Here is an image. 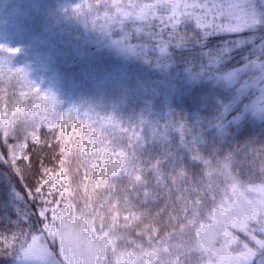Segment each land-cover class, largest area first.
I'll list each match as a JSON object with an SVG mask.
<instances>
[{
  "label": "trees",
  "instance_id": "obj_1",
  "mask_svg": "<svg viewBox=\"0 0 264 264\" xmlns=\"http://www.w3.org/2000/svg\"><path fill=\"white\" fill-rule=\"evenodd\" d=\"M156 1L0 0V264L15 263L24 236L28 244L52 221L51 208L59 219H82L107 233L111 262L155 252L150 264H200L201 225L235 185L264 182L259 120L244 122L236 142L219 152L194 141L196 116L207 122L221 107L209 99L201 108L214 83L199 80L209 62L201 53H214L226 36L205 39L194 21L173 29L125 17ZM111 38L138 51L115 55L103 46ZM242 62L233 59L218 72ZM161 79L167 87L153 96L149 88ZM214 91L228 101L220 85ZM228 152L232 160L222 171Z\"/></svg>",
  "mask_w": 264,
  "mask_h": 264
},
{
  "label": "rangeland",
  "instance_id": "obj_2",
  "mask_svg": "<svg viewBox=\"0 0 264 264\" xmlns=\"http://www.w3.org/2000/svg\"><path fill=\"white\" fill-rule=\"evenodd\" d=\"M191 4H199L201 7H185V5ZM174 5H178V7H174ZM257 6L258 10L264 11V8H261L259 5V0H257ZM246 7L247 0H158L155 3L147 4L139 9L127 12L125 17L142 21H161L166 27L170 26L173 29L184 21H194L197 25L196 17H201L202 23L212 22L220 25H236L242 21L243 12ZM176 21H180V23L177 24ZM199 28L204 33L213 31L209 27ZM261 33H264V25H258L255 31L245 29L242 32L217 34L208 37L226 36V39L223 41L225 42L237 40L241 37H258ZM114 41L119 45L125 46L128 52L119 48L114 44ZM255 43L258 46L261 41L257 38ZM103 46L109 52L124 57H130L138 51L135 45L128 43L123 38H111ZM162 48H164L162 54H167V46H163ZM251 48L252 45H248L247 48L234 52L233 59L240 61L241 56L245 52H251ZM258 57H260V53L249 55L248 58L249 60H255ZM242 66L243 62L235 68ZM211 70L218 71L215 67ZM202 71L205 72L208 69H203ZM258 76L259 73L257 71L250 70L241 79L245 80L249 77L255 78ZM261 88H264V82L255 83L249 96L243 102L247 103L252 97L259 96ZM229 98L230 96L228 94ZM235 114V112L231 113L229 119ZM17 149L19 150V148ZM252 201L256 202L255 206H258L260 202L264 201V182L242 186L235 185L232 188L230 197L215 211L212 221L208 224H203V227H200L197 232L200 233V235H197L198 244L204 259L200 264H209V262L210 264H250L244 256L246 250L243 245L247 244L249 248L256 249L255 241L246 232L241 231L239 227L233 228L231 223H238L234 218L246 211L248 203ZM217 213H219V216ZM47 225L55 229L54 234L48 233L47 228H44L42 232L36 235L39 239L36 240L34 245L32 240L28 243L29 245H33V253L37 251L46 253L43 264H61V262L62 264H69V260H66L65 256L70 258L71 264H100L101 259L109 261L108 248L113 243H104L105 234L93 231L84 220L78 218H58L55 222L51 221ZM249 226L251 227V225ZM61 229L64 232L63 246L60 238ZM224 229L231 234L226 246L224 245L223 239ZM53 235H55V239H53ZM232 237L235 238V241L232 240ZM107 239L112 241L108 235ZM256 239L264 240V234L256 233ZM222 247H226L227 252L231 255L225 256L223 251H219ZM213 249L218 251H213ZM23 251L14 264H32L30 257H24ZM143 257L145 258L137 257L134 254H122L115 257L111 264H125V262H130V264H150L155 260H149L147 255ZM252 264H254V261Z\"/></svg>",
  "mask_w": 264,
  "mask_h": 264
},
{
  "label": "snow or ice",
  "instance_id": "obj_3",
  "mask_svg": "<svg viewBox=\"0 0 264 264\" xmlns=\"http://www.w3.org/2000/svg\"><path fill=\"white\" fill-rule=\"evenodd\" d=\"M259 5L261 8H264V0H259ZM174 7H178V5H174ZM185 7L198 8L201 7L199 4H191L185 5ZM210 11V10H209ZM197 26L199 27H209L212 28L213 31L205 32L204 38L206 39L208 36L224 34V33H237L242 32L245 29L255 31L258 25H264V11L258 10L257 0H247V7L243 12V19L240 23L236 25H220L218 23L206 22L202 23L201 17H196ZM176 23H180V21H176ZM259 39L261 43L257 46L255 41ZM119 48L123 51L128 52V49L125 46L119 45L114 41ZM248 45H252L251 52H245L241 56V60L243 61V66L239 68H234L227 72H218L212 71L211 69L215 67L219 69V67L223 64L228 63L233 59V53L239 51L241 49L247 48ZM7 51L8 49H4ZM161 52H164V48L160 49ZM256 53H260V57L255 60H249V55H255ZM203 56L209 57L208 65L204 67L208 68L209 71L207 73L201 71L198 73L199 80L201 82L213 83V91H210L207 95L203 96L201 99L203 103L201 104V108L206 107V102L211 99L215 104L221 105L219 111L216 112L214 116L211 117L207 122H205L198 115L196 116L194 127H199V131L196 133L194 137V141L197 143H207L212 145L213 152H219L220 146L224 143L231 142L235 143L240 132L243 128V122L251 120L252 126H255V120L259 119L261 124H264V88L260 89V95L254 96L247 103H244L246 97L249 96L250 91L253 85L257 82H264V33L256 36H248L241 37L237 40L233 41H225L220 44L214 51V53L209 54L207 52L201 53ZM157 67H160L158 64ZM255 70L259 73L258 77H249L248 79L242 80L241 77L248 71ZM185 72H191V68H185ZM155 86L149 88V92L155 96L161 87H167V82L164 79H161L158 82H154ZM220 85L223 90L229 94L230 98L227 102H224L220 95L214 91L215 87ZM150 105L147 104L145 109H150ZM235 112V115H232L229 119V115ZM183 127V126H182ZM7 135V132L4 133ZM20 147H26V145H21ZM17 152L13 150L11 153L12 159L15 160V156ZM233 153L228 152L225 153L224 159L221 162L222 171H226L231 160ZM193 159H197V157H193ZM119 167V165H117ZM183 173H181L182 175ZM62 176L63 173L61 172ZM135 181L139 182L141 180L140 175H136L134 177ZM66 182V181H65ZM49 189H52L54 186L51 183V177H49L48 181H46ZM36 192L41 191V187L39 186V181L37 186L35 187ZM63 192V189H61ZM14 196L19 198L18 193H14ZM46 203H51L50 201H46ZM256 202L252 201L248 203L247 210L237 215L234 219L237 222H232L231 226L233 228L239 227L241 231L246 232L253 241H255L256 249L249 248L247 244H244L243 247L246 250L244 256L246 259L252 264H264V240L256 239V233L264 234V201L260 202L258 206H255ZM64 210L69 209V204H64ZM46 209H41L39 212L40 217L45 216ZM51 217L52 221L55 222L58 219L57 209L51 208ZM199 215V212L196 208L191 209V219L188 220L189 225H195L197 223L196 217ZM219 216V213H217ZM232 219L231 217H229ZM133 219L139 220V216H133ZM113 221H116V217L113 216ZM125 227H128V217H124ZM63 223V221H62ZM251 225V227L249 226ZM31 227V225L29 226ZM203 226L201 225V228ZM44 228H47L48 233H55V229L49 227L47 224L43 225L40 231H43ZM94 231V229H93ZM23 236V233H21ZM200 235V233H197ZM230 233L224 229V245L226 246L229 242ZM61 244L63 246L64 243V232L61 229L60 232ZM31 239L33 241V245L39 237L32 235ZM53 239H55V235H53ZM99 239V238H98ZM149 243H151L152 237H148ZM232 240L235 241V238L232 237ZM104 243H113L114 241H109L107 239V233H105ZM130 243H136L135 241H130ZM33 245L27 244V236H24V243L21 244V249H23V255L25 258L31 259L32 264H43L46 253L43 251H37L33 253ZM136 247H141L140 244H136ZM164 252H167V249H163ZM213 251H218L213 249ZM219 251H223L225 256H230L231 254L227 252L226 247H222ZM113 255L116 254L115 246L112 248ZM131 255V254H128ZM149 257V260L155 259V252L146 253ZM66 260H69V264H71V260L68 256H65ZM62 264V262H61ZM100 264H111V261H105L101 259ZM125 264H130V262H125ZM175 264H180L179 258H177ZM210 264V262H209Z\"/></svg>",
  "mask_w": 264,
  "mask_h": 264
},
{
  "label": "clouds",
  "instance_id": "obj_4",
  "mask_svg": "<svg viewBox=\"0 0 264 264\" xmlns=\"http://www.w3.org/2000/svg\"><path fill=\"white\" fill-rule=\"evenodd\" d=\"M0 47H2V46H0Z\"/></svg>",
  "mask_w": 264,
  "mask_h": 264
}]
</instances>
